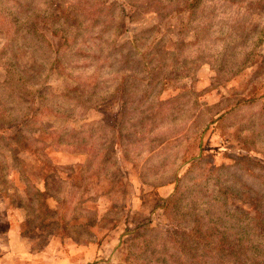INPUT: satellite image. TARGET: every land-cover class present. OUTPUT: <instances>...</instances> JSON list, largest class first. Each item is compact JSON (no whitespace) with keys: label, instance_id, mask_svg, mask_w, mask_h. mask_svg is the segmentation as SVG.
Returning a JSON list of instances; mask_svg holds the SVG:
<instances>
[{"label":"rangeland","instance_id":"rangeland-1","mask_svg":"<svg viewBox=\"0 0 264 264\" xmlns=\"http://www.w3.org/2000/svg\"><path fill=\"white\" fill-rule=\"evenodd\" d=\"M0 17L18 28L0 29V264H155L197 218L262 238L264 0Z\"/></svg>","mask_w":264,"mask_h":264},{"label":"trees","instance_id":"trees-1","mask_svg":"<svg viewBox=\"0 0 264 264\" xmlns=\"http://www.w3.org/2000/svg\"><path fill=\"white\" fill-rule=\"evenodd\" d=\"M0 29L11 37L18 31L15 24L3 21L2 17ZM177 191L176 189L175 194L166 201L167 205L176 202ZM207 221L205 224L202 218H197L193 221L194 226L190 232L183 236L177 232L169 233L170 249L176 253L174 256L164 252L161 248L165 246L164 242L158 239L156 247L161 252L153 255L157 257L155 264H176L178 260L183 264H264V216L257 219L248 232H262L260 239H254L251 234L228 233L227 227H212L208 218ZM164 238L167 239V236ZM141 264L151 263L144 260Z\"/></svg>","mask_w":264,"mask_h":264}]
</instances>
